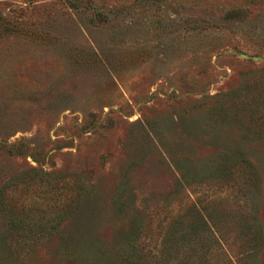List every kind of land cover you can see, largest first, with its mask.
<instances>
[{
    "label": "rangeland",
    "instance_id": "obj_1",
    "mask_svg": "<svg viewBox=\"0 0 264 264\" xmlns=\"http://www.w3.org/2000/svg\"><path fill=\"white\" fill-rule=\"evenodd\" d=\"M0 264H264V0H0Z\"/></svg>",
    "mask_w": 264,
    "mask_h": 264
}]
</instances>
